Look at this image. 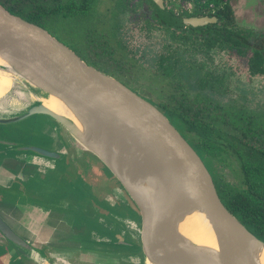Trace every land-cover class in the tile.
I'll return each instance as SVG.
<instances>
[{"label": "water", "instance_id": "obj_1", "mask_svg": "<svg viewBox=\"0 0 264 264\" xmlns=\"http://www.w3.org/2000/svg\"><path fill=\"white\" fill-rule=\"evenodd\" d=\"M148 1L161 21L172 27H205L217 21L214 16L175 17L165 9L163 0ZM0 59V75L30 87L40 97L54 93L95 129L94 142L70 119L39 103L23 111L0 113V125L33 116L49 117L109 169L141 217L137 244L118 236H111V244L141 249L145 264L148 260L149 264H253L249 244L255 242L264 249V242L229 211L204 159L155 105L88 65L45 28L12 15L2 5ZM0 143L52 160L60 158L59 153L35 145ZM135 154L149 172V185L139 183L125 170ZM191 202L201 204L221 256L173 227L183 211L196 213ZM0 234L35 264H52L1 217Z\"/></svg>", "mask_w": 264, "mask_h": 264}, {"label": "flooded vegetation", "instance_id": "obj_2", "mask_svg": "<svg viewBox=\"0 0 264 264\" xmlns=\"http://www.w3.org/2000/svg\"><path fill=\"white\" fill-rule=\"evenodd\" d=\"M111 2V6L101 13L99 6L102 0L97 1L92 14L97 15L100 21H92L85 33L89 31L93 36L98 34L107 40V46L113 52L110 58L94 55L87 48L84 33L79 47L82 54L74 50L82 60L86 63L93 62V67L117 79L144 99L143 94L150 96L135 86L138 83V72H142L141 62L145 72L148 69L151 71L159 69L162 78L173 77L176 67L183 62L184 65H188V74L185 73L182 81L177 85L170 84L172 87L160 101L150 97L156 104L148 100L162 113L166 103L184 95L189 99L188 101L200 100L204 107H210L213 110L239 111L264 117V71L258 73L261 71L258 68L262 62L261 56L264 57V18L254 25H246L239 21L241 14L236 15L239 2L222 0L221 8L229 5L234 11L235 22L230 26L224 15L220 17L216 15L214 5L205 7L206 0H163L165 9L175 17L203 15L217 18L215 23L205 27L179 28L163 24L158 12L148 0H111ZM213 25H217L225 34L231 33L234 43H223V37L212 36L213 34L210 33L216 29H209V27ZM160 29L169 34L170 44L174 42L180 44V50L185 53L183 56L162 54L164 46L156 32ZM238 33L243 37L245 44H236ZM128 46L131 47V51H134L136 59L132 57V53L131 56L125 53L126 48L129 50ZM166 48L172 47L167 43ZM258 69L260 71H257ZM150 74L147 73L146 76ZM146 86L147 84L143 86L145 91H147ZM46 118L48 120L42 123L40 131L44 132V128L48 126L58 134L59 139L65 140L66 144L74 145V139L57 122L49 117ZM168 119L190 143L194 141L192 133L185 132L176 118L168 116ZM3 140L12 141V139L4 138ZM53 141L54 137L44 132V137L39 138L38 143L30 145L51 150ZM17 152L23 153L19 149ZM3 153L5 152H0V162L3 160ZM235 160L237 159H232L237 163ZM207 163L214 174L219 173V168L214 163L211 161ZM230 165L231 163L220 167L228 166L229 168ZM239 174L241 177L240 169ZM16 234L19 235L18 232Z\"/></svg>", "mask_w": 264, "mask_h": 264}, {"label": "crops", "instance_id": "obj_3", "mask_svg": "<svg viewBox=\"0 0 264 264\" xmlns=\"http://www.w3.org/2000/svg\"><path fill=\"white\" fill-rule=\"evenodd\" d=\"M44 132L54 137L51 150L60 154L57 160L35 153L21 154L0 143V152H5L0 162V216L3 220L52 264H145L141 251L127 253L125 247L110 243L113 241L110 234L135 244L140 238V234L133 235L136 230L140 232L137 220L120 215L129 203L121 186L112 184L108 178L100 180L102 188L111 190L105 195L106 203L119 208L111 209L108 216H103L102 210L93 203L96 188L84 186L86 182L78 191L83 202L76 203L71 193L74 191L64 175L73 172L69 167L83 170V179L87 181L98 159L75 140L77 145L75 142L66 144L50 127L46 126ZM80 162L86 168L80 166ZM58 186L64 187L65 195L57 193ZM82 209L93 210L90 235L87 234L89 221L79 214ZM103 221L110 223V230L105 232L109 235L101 233ZM0 264L35 263L0 234Z\"/></svg>", "mask_w": 264, "mask_h": 264}, {"label": "trees", "instance_id": "obj_4", "mask_svg": "<svg viewBox=\"0 0 264 264\" xmlns=\"http://www.w3.org/2000/svg\"><path fill=\"white\" fill-rule=\"evenodd\" d=\"M98 0H0L12 15L39 25L100 21L92 11ZM206 8L212 4L216 15H224L228 25L235 22L234 11L229 5L221 8L222 0H206ZM163 24L168 25L162 21ZM226 24V23H223ZM212 36L223 37V43H234L231 33L225 34L217 25L210 26ZM225 34V35H224ZM238 33L236 44H245ZM87 48L98 57L110 58L113 50L107 40L98 34L85 33ZM258 66L264 71V57ZM94 66L93 62H87ZM173 100V101H172ZM166 103L164 113L176 118L185 132L192 133L189 142L204 161L217 167L237 159L241 171L240 184L236 185L222 174H214L223 202L229 211L259 240L264 242V117L234 111L204 107L200 100L188 101L184 95Z\"/></svg>", "mask_w": 264, "mask_h": 264}, {"label": "rangeland", "instance_id": "obj_5", "mask_svg": "<svg viewBox=\"0 0 264 264\" xmlns=\"http://www.w3.org/2000/svg\"><path fill=\"white\" fill-rule=\"evenodd\" d=\"M239 2L237 8H236V15L238 16V13L241 14V16L239 17V21L240 22H244L246 25H254L256 22H259L262 18H264V0H237ZM112 4L111 0H102V3L100 4V11L101 13L105 12V10L110 7ZM244 24V25H245ZM91 25V23H81L77 20H74V23L70 24V23H65V24H55V25H48L47 30L53 35L55 36L59 41H61L63 44H65L66 46H68L69 48H71L73 51H77L79 54H82L79 51V47L80 44L82 42L83 39V34L85 33L86 29ZM156 32L159 34V40H161L162 44H163V53L162 54H169L171 53V55L173 54L174 57H180L181 55L183 56L185 53L183 52V50H180V44L179 43H172L170 44V39H169V34L166 31H162L160 30H156ZM136 34V33H135ZM168 43L169 46H171V49H167L166 48V44ZM131 44V43H129ZM128 44V45H129ZM129 47V46H128ZM168 47V46H167ZM131 47H129V50H127V48L125 49V53L128 56H131L132 53V57L134 59H136V55L134 53V51L130 50ZM130 53H128V52ZM119 56H121L119 54ZM143 64V62H141ZM142 64H140V68L142 69V72H138L139 78H138V83L135 85L136 87L142 89L143 92H145L147 95H149L150 97H152L153 99H155L156 101H160L162 96L165 95L168 91L169 88H171L172 86L170 84H179L182 79L183 76L188 74V65H184L183 62L179 63V66L176 67L175 69V74L173 77H169V78H162L161 73L159 71V69H154V71H151L150 69H148L146 72L145 67L142 66ZM147 73H151L150 76H146ZM147 84V86L145 87V89L147 91L144 90L143 86ZM159 91V92H158ZM24 92V96H26L27 92ZM151 93V94H150ZM145 99L153 102L155 104V102L148 96L144 95ZM23 107V106H22ZM20 107V108H22ZM18 108V109H20ZM16 109V110H18ZM46 120H48V118H46V116H33L25 121L19 122L17 124H13V125H0V140L4 139H12L11 142H16L18 144H22V145H30L32 143H38L39 138H43L44 137V132L43 130L40 131L41 125L42 123L46 122ZM24 153H31V152H24ZM76 159V158H75ZM74 159V160H75ZM206 162V161H205ZM100 163L96 160V166H93V168L91 167V169L93 171H90V174L88 176L87 181L83 179V170H73L71 167H69L70 171H73L71 173H66L64 175V179L70 184L71 189L74 192H71L73 194L74 197V201L76 203L79 202H83L80 194L78 193L79 190H81L84 186H86V184H88V186H95L96 188V192H95V197H93V203L99 207L102 210L103 216H108V213L111 211V209L117 210L119 209L118 207H112L111 203H109L110 205H108L106 203V198L105 195L108 192H111L109 187H105L102 188L101 184L102 182H100V180L102 179H110L112 184H118L117 179L113 176V174L109 171V169L103 164ZM207 166L209 167L208 163L206 162ZM69 166V163L67 164ZM211 165V164H210ZM80 166H84L86 168V165L80 162ZM224 166V165H222ZM238 164L234 161L231 162V165L227 166V168L225 167H218L219 169V173L222 174L226 179H229L230 181H232L233 183H235L236 185L240 184V174H239V169H238ZM81 168V167H80ZM212 168V167H211ZM210 169V167H209ZM210 171L213 173V169ZM86 182V183H85ZM115 182V183H114ZM85 183V185L83 186V184ZM62 185V182H61ZM58 188H60L59 192H57L58 194H62L64 192V187L63 186H58ZM63 195H65L63 193ZM128 198V196H127ZM85 201V200H84ZM128 204L127 206L123 207V209L121 210L120 215L125 217V218H129V219H136L137 220V224H139V226H141V217L139 214L138 209L136 208V206L133 204V202L131 201V199L128 198ZM62 209V208H59ZM80 216L82 218H84V220L89 221L88 222V230H87V234L90 235V233H92V231H90V218L92 217L93 214V210L91 209H82L79 212ZM102 230L101 233L105 234V235H109L106 234V231L110 230V223L109 222H105L103 221L102 224ZM97 231V230H96ZM98 232V231H97ZM137 232V233H136ZM135 233H133V235H137V237L139 236L140 232H138L136 230ZM111 236H114L113 234H110ZM101 237V236H100ZM103 239H107L106 237H101ZM125 240V239H123ZM108 242V240H106ZM106 242V243H107ZM111 242V241H110ZM127 249L126 252L127 253H137L140 252L141 249L137 250L134 248H125Z\"/></svg>", "mask_w": 264, "mask_h": 264}, {"label": "bare ground", "instance_id": "obj_6", "mask_svg": "<svg viewBox=\"0 0 264 264\" xmlns=\"http://www.w3.org/2000/svg\"><path fill=\"white\" fill-rule=\"evenodd\" d=\"M0 63H2L1 59ZM23 91L27 92L26 96H24ZM36 103L44 104L55 112L64 115L82 130L87 139L94 142L96 141L95 129L82 122L57 95L48 93L46 97H40L30 87L15 84L9 77L0 75V113L23 111ZM125 170L139 183L144 185L150 184L149 172L139 154L134 155L133 159L128 162ZM191 203L192 204L189 206L192 207L196 213L190 211L191 215H189L183 211L175 219L173 227L193 243L207 246L221 256V250L214 229L202 210L201 204ZM249 250L253 264H264V249L255 242H252L249 244ZM149 262L148 260L147 263L149 264Z\"/></svg>", "mask_w": 264, "mask_h": 264}]
</instances>
